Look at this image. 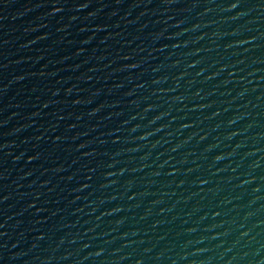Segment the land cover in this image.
<instances>
[{
	"label": "water",
	"instance_id": "obj_1",
	"mask_svg": "<svg viewBox=\"0 0 264 264\" xmlns=\"http://www.w3.org/2000/svg\"><path fill=\"white\" fill-rule=\"evenodd\" d=\"M0 264H264V0H0Z\"/></svg>",
	"mask_w": 264,
	"mask_h": 264
}]
</instances>
